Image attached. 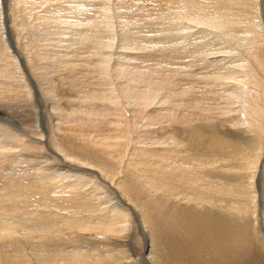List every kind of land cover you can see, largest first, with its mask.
I'll list each match as a JSON object with an SVG mask.
<instances>
[{
    "label": "bare ground",
    "instance_id": "1",
    "mask_svg": "<svg viewBox=\"0 0 264 264\" xmlns=\"http://www.w3.org/2000/svg\"><path fill=\"white\" fill-rule=\"evenodd\" d=\"M40 9L43 13L34 14ZM59 12L66 14L61 19L64 24L88 26L87 31L73 36L84 42H94L98 38L100 49H109L115 42L110 32L114 25L127 26L136 17L143 21H159L163 27L164 24L168 26V31L175 32V38L166 35V30L164 43H140L127 38L128 43L125 40V45L120 43V47L124 45L122 48L129 51H120L123 61V54L131 55L133 50H153L160 44L168 46L182 41L194 49L189 57L194 53L207 67L210 64L212 74L207 75L213 84L219 89L234 86L231 91L217 95L224 97L226 107L222 115L228 116L223 119H227L225 121L233 130L226 136L243 140L251 130L255 136L258 153L250 163L255 167L253 171L248 169L249 182L245 188L248 207L242 209L229 199L232 185L223 184L221 168L214 170L206 156L213 153L217 160L226 162L237 152L220 151L227 144L213 134L211 146L218 151H210V142L209 151L202 153L203 131L176 126L178 122L185 125L187 121L177 113L178 110L184 113L188 105L184 101L175 103L171 110L162 109L159 114L150 115L147 109L160 94L159 89L152 90L151 82L134 96L133 118H140V123L141 119L144 121L143 124H139V120L131 123L138 122L137 131L131 126H122L124 121L121 124L120 119H113L115 116L112 120L109 118L111 111L116 110L120 112L118 118L125 120L116 100L119 95L109 93L110 86L105 89L109 94L96 91L85 95L89 104L81 101L69 112L60 106H51L52 112L57 110L58 123L55 128L54 125L48 127L41 109L42 100L14 44L11 30L17 31L18 22L25 24L22 21L30 18L32 23H46L57 18ZM107 30L111 36L104 34ZM66 32L64 37L68 35ZM263 35L264 0H0L1 48L7 55L14 53L8 56L18 69L17 57L20 60L26 73L24 77L18 72L23 87L30 95L29 85L33 86L37 103L34 124L15 120L13 112L0 107V264H264V216L256 214L257 203L261 205L263 198L257 196L253 182L259 166L261 170L264 168L261 163L264 159L261 161L264 153V68L260 57L249 54L255 52L258 44H263ZM208 39L240 42L238 51L249 50L247 53L254 65L238 58L240 51L237 53L232 48L235 45L207 48L204 41ZM94 44L95 47L93 44L91 47L99 46ZM75 48L78 51V47ZM101 52L103 54V50ZM67 55L64 54L65 58ZM227 58L238 61L227 62ZM105 59L104 64H100L101 70L111 63ZM137 65L139 63L131 64V71L140 76L144 68L138 69ZM114 66L111 69L115 71ZM122 69L116 72L121 74L125 71ZM207 75L196 77L201 82ZM0 76H5L2 69ZM2 85L0 83V92ZM192 87L189 85V92H185L191 93ZM203 96L192 97L191 106L201 107ZM169 99H159L158 103L163 106ZM99 101L102 104L94 106ZM201 109L206 113L207 108ZM63 117L79 126L76 141L68 142L64 138L71 128L62 129L59 121ZM155 124L159 125L158 130L152 129ZM225 127L221 128L226 130ZM185 134L188 137L184 139ZM85 139H98L99 149L87 150L82 142ZM185 146H189L187 150Z\"/></svg>",
    "mask_w": 264,
    "mask_h": 264
},
{
    "label": "rangeland",
    "instance_id": "2",
    "mask_svg": "<svg viewBox=\"0 0 264 264\" xmlns=\"http://www.w3.org/2000/svg\"><path fill=\"white\" fill-rule=\"evenodd\" d=\"M43 9L35 11L34 14H36L37 12L43 13ZM45 10H47V9H45ZM59 13H60V15H58ZM59 13L56 14L58 16L57 18H54V20L48 21V22L43 23V24L42 23H32V21H31L32 18H30L27 21L21 20L22 23H24V22H26V23L21 24V22H18V24L20 23L18 26V30L17 31H14V29L11 30L12 36H13V39L15 42L14 44H16L15 45V46H17L16 48L20 52V55H22L24 63H26V65H27L26 71L32 77V81L34 82V86L36 88V93L38 94V96L42 100L43 104H42L41 109H42V111L44 110V113H45V120L44 121L47 123L48 127L51 125H54V128H55L56 127L55 124L58 123L57 110L52 112L51 106L52 107L60 106L61 108H63V110L69 112V110L71 108H74L75 105H80L81 101L85 100V102H82V103L86 104V102H87L86 105H88L89 100L87 98H85L84 96L85 95H91L92 93L98 91V92H103L106 94H109V93L112 94L113 93L112 95H115L116 97L119 95L118 99L116 98V100H117L119 107L122 111L121 113L123 115V118L125 117V120L118 118V116L120 117V112H118L116 110L111 111L109 118L112 120V117L115 116L113 119H116V118H117L116 120L120 119L121 124L124 121L122 126H125V127L131 126V128H133V131H134V128L136 129L137 124H138L137 121H136V123H137L136 125L131 124L134 120H139V124L144 123V121L142 119H141L142 122L140 123V118L139 119L133 118L134 112L132 111V109H133V104L136 102V100H135L136 98H134V96L136 97L138 92L145 90L147 88V84H150V82H151L150 87L152 88V90H158L159 89L158 91L160 94H159L157 101L152 102V106L147 109V110H149L148 113L150 115L159 114L162 109L171 110L175 103H177L179 101H184L186 104H188L184 108V113H180L181 112L180 110H178L177 113L179 116L185 117L187 121H186L185 125H184V123L181 124V122H182L181 121V122L176 123V126L182 128L184 130L185 129L187 130L188 128H189L188 130H191L193 128H197L199 131H203L202 139L200 140V142L203 143V145L201 146V148H202L201 152L202 153H203V151H209V147L211 148L210 151H214V150L218 151V149L211 146L213 144V140L211 138L213 136V134H216L217 136H219L220 137L219 140H222L223 143L227 144V146L223 150H220V151H235V152H237V153L231 154L232 158H230V160H228L226 162H223V160H217V158L215 156H213L214 155L213 153H209L208 154L209 156L208 155H206V156L208 157V160L210 162L209 165H211L214 170L217 169L218 167H219L218 169L221 168L222 176H223V179H222L223 184L224 183H226V184L230 183L232 185L231 186V196L229 197V199L233 200L235 202V204L238 205V207H240L242 209H245L243 207H248L249 205H248L247 197L245 194L246 193L245 188H247V182H249L248 177H249L250 173H248L249 172L248 169L251 168L250 170L253 171L254 170L253 168L255 167V165L251 167L250 163H252L254 161V156L256 153H258V151L256 150L257 144L254 141L255 136H254V133L252 132V130L245 134V136H244L245 140L244 139L243 140H237V139H234L232 137L226 136V134L233 132V130L232 129L230 130V128H229L230 125L225 121L227 119H223V117L226 118L228 116V115L227 116L222 115L223 112L225 111V107H226L224 97L222 99V98H220V94L217 95V93L231 91L234 88V86H226L223 89H219L218 85L213 84L212 81H210L208 78V75L212 74V71H211L212 67H210V64H209V67H207L208 65L206 63H204L203 59L194 53L192 54L191 57H189L191 55V53L194 51V49H193V47L191 48V46H190V48L188 45L185 46V44H183L182 41L181 42H178V41L174 42L173 41L174 43H170L171 45L168 44V46L160 44L158 47L153 48V50H150V49L135 50V51L133 50V51H131V52H133L131 55L130 54H123L125 56V57H123V59H124V61H123L121 56H119V54L122 55V52H120V51L129 52L126 49L122 48L125 45V42H127L125 40L127 38H129L131 41H134V42L139 41L140 43H142V42L151 43V41H155V42L159 41V42L164 43L165 42V38H164L165 35L163 34V32L165 30L167 32H169V33L166 32V35L170 34L171 36L169 35V37H172V38L174 37L173 34L175 32L168 31V29H167L168 26L164 24V27H163V24L159 21H155V20H144L143 21V20L136 17V19L134 18L135 21H133L132 24L128 23L127 26L126 25L122 26L121 24H117L119 27L118 28L117 25H114L113 28L110 29L111 30L110 32L113 33V36L115 38L114 39L115 42L113 40H112V42H114L115 44L111 42L112 43L111 48L106 49V48L101 47L102 49H100L99 47L101 45L98 43L99 42V40H97L98 38H96V40L94 39L95 40L94 42L99 44V46L97 45L98 48L96 46V48H97L96 49V48H93L96 45V44H94L93 40L84 42L80 38L73 36L75 33H81V32L87 31L88 30L87 28H89L88 26L87 27L81 26V25L80 26H70L68 24H64V22H62L61 19L64 18L66 16V14L62 13V12H59ZM70 13H72V12H69V14ZM86 18L83 16V19L86 20ZM79 20H82V19H79ZM9 21H11V20H9ZM7 25L10 26L11 22H8ZM21 25H23V26H21ZM74 30H75V32H74ZM99 31L101 32V30H99ZM65 32H66V34H68L67 37H64L65 34L63 36V33H65ZM105 32H104V34H107V36H109V35L111 36V34H112L108 30ZM107 36L105 35L106 38H107ZM123 36H126V37L123 38ZM138 37H140V38L138 39ZM65 38L67 41L65 40ZM71 38H73V39H71ZM124 40H125V42H124ZM211 40L212 39H208V40L204 41L205 42L204 44L208 45L207 48H211V45H212V47H215V46L218 47L220 45H226V46L232 47V45L233 46L235 45V47H232V48L236 49L237 53L240 51L238 53V55H239L238 58H243L244 60H248L250 64L254 65V63L251 61L253 59H250V57L247 53V52H250L249 50H246L245 48H243V49H240L238 51V49H239L238 47H240L239 46L240 42H237L235 44V41L231 43V41L228 39H225L223 41H213V40L211 41ZM68 41H69V43L66 44L65 42H68ZM122 42H124V45H121V47H120V43L123 44ZM180 43H182V45ZM201 43L203 44V41H201ZM262 43L263 44L257 45L256 50L255 49L253 50L255 52H250L249 54L250 55L254 54L258 58L260 57L263 60V61H261V63H262V67L264 68V35H263V42ZM33 44H34V46H33ZM39 44H40V46H39ZM84 44L87 46H85ZM92 44L94 45L93 47H91ZM202 44H198V45H202ZM37 45H38V47H36ZM67 45H69V47ZM115 46L116 47L118 46V47L115 49ZM162 46L163 47L167 46V47L166 48L164 47V50H162L161 49ZM1 47H3L2 39H0V60H1L0 70L1 69L4 70L5 76L7 75L9 78L6 79L5 76H0V83L4 84L1 86V88L3 90L0 92V107H3L6 110H10L11 112H13L12 114H13L15 120L23 119L25 123L34 124V119H35V117H34L35 116L34 106L37 105L36 96L34 94V92H35L34 88H33V86L29 85V90H30V95H29L28 89L23 87L24 85L22 84V80L20 79V76L22 74L24 75V77L26 76L25 70L20 63V60L17 57L16 60L19 62V67H20L18 69L17 66L13 63V61L10 60V58H9V56H12V55L14 56V53L10 54L8 52V55H9L8 56L5 53L4 49H2ZM75 47H78V51L76 50ZM37 48H39V49H37ZM42 48H44V49H42ZM92 48H93V51H92ZM167 48L168 49L170 48L172 50L170 51V49H169V52H168ZM68 49H69V51L67 52ZM112 49H115V50L112 51ZM63 50H65L66 53ZM102 50H103V54L101 52ZM106 51H107V54H106ZM108 51H109V53H108ZM10 52H11V49H10ZM87 52H89V53H87ZM110 52H111V54H110ZM171 52H173V53H171ZM63 53L65 55L68 54L66 58H65ZM79 53H81V54H79ZM116 53L118 55L117 57H115ZM58 54L59 55L61 54V56H59ZM90 54H92L93 56H91ZM36 55H37V57H36ZM69 55L70 56L72 55V57L69 58ZM103 55L105 58H108L110 56V59L109 58L108 59L103 58ZM142 55H145L146 57H142ZM80 56H81V58L82 57L83 58L82 59L79 58ZM151 56H152V58H151ZM59 57H60V59H59ZM134 57H136V58H134ZM72 58H74V59L72 60ZM129 58H132V59L130 60V62H127ZM196 58H198L199 61H202L201 63H203L204 65H201V63L198 62V60ZM103 59H105V60H107V62H109V63L111 62V63L110 64L107 63V64H109V65H107V67L109 66L108 68L105 67L104 70H101L100 64H102V65L104 64ZM195 59L197 62L195 61ZM119 60H121V61H119ZM132 60L134 61L135 65L132 62ZM208 60L211 61L213 59L208 58ZM36 61H37V63H36ZM188 61H190V62H188ZM225 61L237 62L238 59L227 58ZM93 62H94V64H92ZM121 62H123V63H121ZM74 63H75V65H74ZM95 63H96L97 68L95 67ZM117 63L120 65H118ZM136 63H139V65H137L138 69H139V67L141 70L144 68V72L140 76L137 74H134L131 71L132 70L131 64H133V66H136ZM115 64H116V66H114ZM123 64L126 65V69H125V65H123ZM189 64H191V65L189 66ZM105 65H106V62H105ZM158 65H159V67H158ZM112 66H114L115 71L113 69H111ZM147 67H149V68H147ZM95 68H96V70H95ZM118 68L119 69L124 68L122 70H125V71L122 72L121 74H119L118 72H116V70ZM147 69H148V71H146ZM152 70L154 72L153 74L151 72ZM101 71H102V73H101ZM18 72L21 73V75ZM149 72H150V74L147 75ZM168 72L172 73L171 76H170V74H168ZM262 73H263V71H262ZM102 74H104L105 77H102V76H104ZM202 74H206V75L208 74V75L206 76L207 77L206 80L204 78V79H201V82H200V80L197 79L196 75H202ZM161 75H162V77H161ZM106 76H107V78H106ZM125 76H126V78H125ZM118 77L120 78V80L118 79ZM137 77H139V78H137ZM165 77H166V79H165ZM262 77L264 78V73H263ZM117 79H118V81H117ZM132 80H133V82H132ZM157 80H159V81H157ZM162 80H164V81H162ZM203 80L205 81L204 83L202 82ZM106 82L108 83V85ZM53 83H55L54 86H53ZM152 83L154 85H152ZM130 84H132V85H130ZM189 85L193 86L191 93L185 92L187 90L189 92V89H188ZM108 86H110L111 88H109ZM115 87L117 90H115ZM138 87L141 89H139ZM4 89H6V90H4ZM105 89H108L109 93H107L108 91ZM121 89H123V90H121ZM128 89H131V90H128ZM215 89H216V91H215ZM246 89L249 90V88H246ZM49 90H50V92H49ZM110 91H112V92H110ZM133 93H136V94H133ZM214 94L217 95L216 98L213 96ZM222 94L223 93H221V95ZM123 95H124V97H123ZM196 95L200 96V97L204 95L203 100H201L202 104H201V107L200 106L194 107L192 105L193 106V108H192L191 102H193V100H194V99L192 100V97L195 98ZM165 97H170L168 103L164 104L163 106L162 105L160 106V104L158 103V100L160 99V101H162ZM204 98L206 99L205 101H204ZM1 99H2V101H1ZM5 99H6V101H5ZM122 99H124V101ZM100 102L101 101H99L98 103L95 102L94 106H100L102 104V102L101 103ZM106 105H108V104L106 103ZM45 106H47V108H45ZM91 107H92V105H91ZM92 108H94V107H92ZM201 108H204V109L207 108V110L205 109L207 115H206L205 111H202ZM124 113H125V115H124ZM47 115H49V116H47ZM131 115H132V117H131ZM66 120H67V118L65 119V117H63V120H61L59 122L61 123V126H63L62 129L65 130L68 127L71 128V130L68 132H70L73 136L70 133H67V131H66V136H64V138H67L68 142L69 141H76L75 139L77 138V135H78L79 126L74 122L69 123L70 121L67 122ZM130 120H132V121H130ZM203 120H206V121H203ZM127 122H129V124ZM214 122H216V125ZM219 123H223V124L221 125ZM205 124H206V126H205ZM207 124L212 126V128L210 126H207ZM220 125H221V127H223V125L226 126L225 127L226 130L224 128H221ZM139 127H140V125L138 126V128ZM184 127H186V128H184ZM208 127L211 129H209ZM216 127H217V129H216ZM152 129L158 130L159 125L155 124L152 127ZM131 130L132 129H130V131ZM137 130L138 129H136V131ZM131 133H133V132L131 131ZM132 136H135L134 133ZM181 136H178V138L181 139ZM182 137L185 139L188 137V134L187 135L185 134V136H182ZM237 141L238 142L240 141V142L238 143ZM82 142L85 145L87 150L92 149V148L93 149H99V146L97 145V143L99 142L98 139H90V140L85 139ZM210 142H212V143L209 145ZM187 144H188V142H187ZM236 144H238V145H236ZM208 145H209V147H208ZM188 147L189 146H185L184 149L187 150ZM35 151H39V150L35 149ZM234 155L236 157H234ZM263 158H264V153H263V156L261 157V161ZM215 160L217 163L215 162ZM261 163L264 164V159ZM222 167H223V169H222ZM253 182H254L255 191L257 192V196H259V197L261 196L263 198L261 205L259 202L257 203L256 214L259 216L260 215L264 216V205H263L264 204V168L261 170V168L259 166ZM259 192L261 194H259ZM245 204H246V206H245ZM261 212H262V214H261Z\"/></svg>",
    "mask_w": 264,
    "mask_h": 264
}]
</instances>
